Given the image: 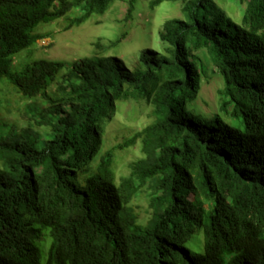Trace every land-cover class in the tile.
<instances>
[{"label": "trees", "instance_id": "1", "mask_svg": "<svg viewBox=\"0 0 264 264\" xmlns=\"http://www.w3.org/2000/svg\"><path fill=\"white\" fill-rule=\"evenodd\" d=\"M115 1L0 0V79L24 96L52 100L48 87L67 63L39 58L13 69V55L45 37L40 23L75 9L70 29ZM137 1L127 0L124 21ZM181 1L185 18L166 21L161 51H143L136 70L117 56L71 63L77 80L63 86L54 138L43 148L30 128L0 138L7 165L0 171V264H264V0H239L241 23L215 0ZM199 49L222 77L228 100L221 111L242 117L244 128L220 112H186L200 89ZM127 100L151 106L154 119L107 150L93 172L103 142L98 123ZM137 142L145 156L118 183L115 154ZM147 182L154 217L142 227L127 205ZM44 230L51 239L45 259Z\"/></svg>", "mask_w": 264, "mask_h": 264}, {"label": "rangeland", "instance_id": "2", "mask_svg": "<svg viewBox=\"0 0 264 264\" xmlns=\"http://www.w3.org/2000/svg\"><path fill=\"white\" fill-rule=\"evenodd\" d=\"M151 1L153 0H138L133 19L128 22L123 20L128 8L127 0H116L105 13L94 14L84 23L70 29H66V25L78 15L75 9L61 18L40 23L36 31L45 37L13 55V69L21 68L39 58L63 60L67 66L48 87L52 100L42 96H24L7 77L0 79V138L20 136L23 129L30 128L38 134L34 142L37 149L43 148L46 141L54 138L52 125L60 115V112H56L60 102L56 100L63 96L61 91L64 85L77 80L71 73L73 61L82 58L95 59L99 56H117L131 70H136L143 64L141 59L143 51L147 49L161 51L160 36L165 23L172 18H185L182 11L184 3L181 0H164L152 10ZM215 1L235 22H242L245 5L239 0ZM124 32H127V35L116 42ZM203 50L194 51L202 78L198 96L195 100L187 102L186 112L191 116L200 117H212L220 112L229 124L244 128L242 117L227 115L221 111L222 104L228 100L221 92L223 80L209 55ZM201 61L202 63L204 61L205 66H202ZM53 100L55 103H52ZM117 107L112 119L104 118L98 123L103 142L91 163L93 172L94 163L107 150L122 143L154 119L152 107L143 106L135 100L118 101ZM144 156L140 142L118 150L113 163L116 181L120 183L123 177L128 176L133 165ZM6 166L4 161H0V171ZM78 182L84 184L85 177L82 174H79ZM153 195V188L147 182L127 205V208L137 215V222L142 227L149 226L154 217V208L151 206ZM199 238L202 240V236ZM50 240V236L44 230L41 243L38 242L43 259L48 255ZM196 248L199 249L198 246Z\"/></svg>", "mask_w": 264, "mask_h": 264}, {"label": "clouds", "instance_id": "3", "mask_svg": "<svg viewBox=\"0 0 264 264\" xmlns=\"http://www.w3.org/2000/svg\"><path fill=\"white\" fill-rule=\"evenodd\" d=\"M41 40V39H40Z\"/></svg>", "mask_w": 264, "mask_h": 264}]
</instances>
